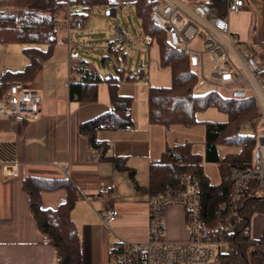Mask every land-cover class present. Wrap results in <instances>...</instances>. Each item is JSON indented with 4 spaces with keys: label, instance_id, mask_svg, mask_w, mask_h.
<instances>
[{
    "label": "crops",
    "instance_id": "obj_1",
    "mask_svg": "<svg viewBox=\"0 0 264 264\" xmlns=\"http://www.w3.org/2000/svg\"><path fill=\"white\" fill-rule=\"evenodd\" d=\"M193 1L195 0L191 2ZM245 1L246 5L240 14L227 15L231 29L241 41L264 57V48L258 46L264 45V1ZM77 10L78 8L72 9L73 12ZM109 14L111 15L110 11ZM70 19L68 15L58 27L59 42L53 56L42 62L36 73L25 82L38 93L41 103L38 117L27 122L0 120V264H57L56 250L46 241L30 211L29 199L23 187L27 177L67 181L75 187L78 197L72 218L82 241L84 264H111L110 252L116 241L141 243L149 238V194L136 191L129 172L119 170L107 158L102 159L80 131L81 124L108 112L111 102L108 86L104 82L98 86L96 101L82 102L71 97V85L77 78H73L71 73L70 55L77 52L78 55L75 56L85 60L78 52L81 42L74 41L73 35L74 32L84 31L88 20L78 30L70 25ZM140 22L148 62L146 65L144 60L137 72L129 70V54L127 47L123 46L126 53L123 68L137 78L122 81L119 86L121 95L134 97V126L130 130L100 131L97 138L109 142L107 157L124 159L130 170L134 171L136 183L146 187L149 183L150 164L159 161L167 147L191 142L194 152L201 155L205 154L206 147L205 131L203 136H199V132L193 130L195 127L187 129L174 126L166 129L150 123L149 89L170 87L172 72L169 67L162 66L159 44L155 38L144 34L142 21ZM117 30L122 31L119 27ZM0 48L1 84L4 74L16 75L24 71L29 61L24 54V47L0 44ZM92 64L96 66V62ZM98 69L104 78L107 77V70ZM144 80H148V83ZM137 87L144 90L147 96V105L141 110L134 96ZM208 112H218L223 118L214 120L204 117ZM197 118L201 122H226L228 117L212 108L198 113ZM4 161L19 163L16 176L4 175ZM212 168L215 173L210 172ZM204 172L211 184L221 183L217 164L205 163ZM102 184L114 186L109 197L98 194ZM41 198L43 209L57 210L67 201L68 190L59 188L44 191ZM110 208H115L118 216L106 224L101 215ZM164 217L166 240L185 242L189 239L186 214L182 206L167 207Z\"/></svg>",
    "mask_w": 264,
    "mask_h": 264
},
{
    "label": "trees",
    "instance_id": "obj_2",
    "mask_svg": "<svg viewBox=\"0 0 264 264\" xmlns=\"http://www.w3.org/2000/svg\"><path fill=\"white\" fill-rule=\"evenodd\" d=\"M216 9L221 16H227V0H202ZM264 1V0H263ZM137 17L142 21V29L146 36L155 38L160 47L161 64L169 67L172 72L170 87L150 88L148 92V116L151 124L161 125L166 129L183 126L191 129L197 126L205 127L204 155L195 153L193 144L187 142L175 147H167L157 162L149 167V183L141 187L136 183L135 173L127 166L126 161L115 156L107 157L110 144L100 141L97 134L100 131L130 130L134 126L132 118L133 97L119 93L122 81H132L136 75L126 72L123 63L126 53L123 46L109 43L107 56L101 59L102 69L107 70V77L89 61L80 59L71 53V73L77 81L71 85V97L79 101L93 102L98 98V86L107 84L111 107L106 113L81 124L80 131L85 135L93 150L100 153L102 159L107 158L116 168L128 171L136 191L149 194L151 197L168 187L178 188L181 178L191 174L198 178L202 186V202L206 212L214 215L217 205L228 198L230 191L229 169L232 166L244 167L250 161L257 145L259 130V115L257 106L251 99L234 100L218 91L197 94L196 89L200 76L191 67L189 58L179 53L169 42L166 31L157 27L151 20V3L147 0H135ZM110 6L114 13V4L110 0H0V44H20L28 64L24 71L14 75L6 73L0 84V98L8 88L17 83L27 82L39 69L41 63L53 56L59 42L58 27L68 15L79 18L82 23L87 20L86 11L98 6ZM78 8L73 12L72 9ZM74 26V25H73ZM216 109L225 114L226 122H201L198 113ZM251 123L253 135L240 134L241 125ZM225 147L234 152L221 156L219 148ZM217 164L222 181L219 185L211 184L204 172V164ZM24 190L29 199L32 216L46 241L56 250L58 264H84L82 241L72 218L78 193L75 187L67 181L46 180L27 177L24 179ZM59 188L68 190L67 201L57 210H45L42 207V192ZM149 197V198H150ZM244 224L257 212H264V196L254 197L244 208ZM249 244L244 243L229 254L223 261L225 264H249L246 252ZM254 254L262 257L263 252L255 246Z\"/></svg>",
    "mask_w": 264,
    "mask_h": 264
},
{
    "label": "built area",
    "instance_id": "obj_3",
    "mask_svg": "<svg viewBox=\"0 0 264 264\" xmlns=\"http://www.w3.org/2000/svg\"><path fill=\"white\" fill-rule=\"evenodd\" d=\"M151 3L152 22L166 31L170 44L189 58L191 67L210 85L234 100L251 99L257 106L259 130L257 145L246 166L229 169L228 198L217 205L214 215L206 212L202 202V186L191 174L181 178L178 188L168 187L149 198V238L146 242L116 241L110 252L111 264H225L223 258L236 247L247 243L246 257L257 258L264 264V224L261 236L252 235V220L264 212L255 213L244 224V208L254 197L264 196V57L235 34L227 16L202 0L187 4L181 0H147ZM245 0H227V15H238ZM71 23V20H69ZM71 25V24H70ZM75 29H82L79 18L73 19ZM198 37V38H197ZM199 41L200 47L193 43ZM209 55L212 70L205 77V56ZM41 103L37 91L25 83L8 88L0 98V120L27 122L38 117ZM251 127L250 122L241 129ZM6 177L18 174L19 163L2 162ZM114 191L111 184H102L98 194L109 197ZM171 205H180L186 214L190 237L185 242H169L165 237L164 212ZM118 216L115 208L101 215L104 223ZM263 252L254 254V248ZM227 251L223 252L222 249ZM60 261L57 258V264Z\"/></svg>",
    "mask_w": 264,
    "mask_h": 264
},
{
    "label": "rangeland",
    "instance_id": "obj_4",
    "mask_svg": "<svg viewBox=\"0 0 264 264\" xmlns=\"http://www.w3.org/2000/svg\"><path fill=\"white\" fill-rule=\"evenodd\" d=\"M110 1L112 4H114L115 8L113 15L109 14L110 6L106 5L98 6L90 11H86L88 16L87 28L84 31L74 32L73 39L76 42H81V49L78 52L81 53L84 59L91 63L96 62V66L100 69H102L101 59L108 55L107 47L109 43H115L118 46L127 47L126 51L129 54L130 64L129 70L137 72L144 60L147 65L148 56L144 50L146 45L144 44L142 38L141 22L136 15L135 5L133 3L134 0ZM181 1L187 4L192 3V0ZM118 27L122 29L121 32L117 30ZM124 36H126V39ZM15 46L25 47L20 44H15ZM193 46L200 47L199 41L194 42ZM258 46L264 48V45ZM1 51L2 48H0V64L2 61ZM75 54L78 55L77 52H75L74 55ZM212 67L213 65L211 59L207 54L205 56V77L209 76ZM210 91H218L224 94L223 91L219 90L213 85H210L204 79L200 78L196 93L201 95ZM134 92V96H136V102H138L139 110H141L142 107L144 108L145 105H147V96L145 91L141 90L139 87H137ZM204 117L212 118L214 120H219L221 117L223 118V116L218 114V112H208L207 114H204ZM193 130L198 131L200 134L199 136H203L205 127L200 125L195 127ZM253 133L254 132L251 128L243 130L241 129L240 131V134L243 136L253 135ZM219 151L221 156H225L227 153L234 152L232 149H227L225 147H220ZM213 167L216 168V166ZM214 168L211 169V173L216 172L213 170ZM263 224L264 221L261 219L260 215H255L253 217L252 235L254 238L258 239L261 236ZM222 251L226 252L227 249L223 248ZM247 260L249 264H261L260 261L255 257L252 259L247 258Z\"/></svg>",
    "mask_w": 264,
    "mask_h": 264
}]
</instances>
